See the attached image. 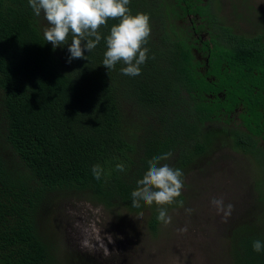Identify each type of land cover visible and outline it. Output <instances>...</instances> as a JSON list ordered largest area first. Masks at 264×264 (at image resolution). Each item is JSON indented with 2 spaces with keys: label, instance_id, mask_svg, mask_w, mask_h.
<instances>
[{
  "label": "trees",
  "instance_id": "1",
  "mask_svg": "<svg viewBox=\"0 0 264 264\" xmlns=\"http://www.w3.org/2000/svg\"><path fill=\"white\" fill-rule=\"evenodd\" d=\"M169 1L171 9L165 0H129L131 14H147L151 28L143 45L147 59L139 75L129 76L121 72L122 61L109 70L102 65L106 37L118 18L98 29L101 40L84 50L85 58L69 62L71 35L53 48L43 35V13L37 17L28 0H0V264H118L111 256H89L60 236L58 244L49 240L50 233H59L49 221L56 202L85 195L110 209L147 214V230L157 236L164 224L157 220L158 208L168 212L182 205L188 174L226 145L252 164L251 191L247 201L241 195L246 202L236 215L215 226L206 245L216 248L218 264H264V250L252 248L255 240L264 243V105L259 101L264 65L228 62L229 71L217 72L212 62H195L191 48L203 41L191 28L205 29L212 41L217 27L222 40H235L223 44L227 58L245 51L259 57L262 34L231 32L216 16L215 0ZM206 51L202 54L213 58V50ZM213 75L219 78L216 87ZM216 91L225 95H211ZM238 95L246 109L239 114L241 126L232 127L227 115ZM166 153L171 156L159 164L182 170L181 195L171 204L140 201L134 207L137 180L150 160ZM117 163L125 171H118ZM94 165L103 169L100 180L92 174Z\"/></svg>",
  "mask_w": 264,
  "mask_h": 264
},
{
  "label": "rangeland",
  "instance_id": "2",
  "mask_svg": "<svg viewBox=\"0 0 264 264\" xmlns=\"http://www.w3.org/2000/svg\"><path fill=\"white\" fill-rule=\"evenodd\" d=\"M239 1L215 0L216 4H220V8L215 9L216 16L219 13L229 26L242 33H248L252 28L256 31L264 29V0H248L250 6L240 5ZM172 4L165 0L169 9ZM233 4L237 6L233 7ZM212 50L216 51L218 58L223 52H228L222 42L218 47L214 45ZM215 64L218 62H212V68ZM223 155H226L225 159ZM251 167L252 164L243 155L235 154L228 145L214 149L199 169L195 168L188 174L185 180L188 188L184 191L186 198L182 205L168 210L171 223L161 224L159 233L153 237L147 230V214L123 208L110 209L93 203L85 195L59 199L49 216V221L59 233H50L49 240L58 244L60 236L67 245L103 259L107 256L97 244L98 230L100 237L105 234L112 236L114 243H108L106 236L103 243L110 253L115 252L108 256L120 259L118 264H218L216 248L206 243L213 239L215 226L236 215L237 209L247 201L246 193L251 191ZM253 179L257 181L255 177ZM241 195L246 201L241 200ZM214 197L223 198L225 206H233L230 216L225 218L222 212H217L211 203ZM188 209L191 211H186ZM85 241L96 245L95 249L90 251L85 248ZM211 255L214 260L210 259Z\"/></svg>",
  "mask_w": 264,
  "mask_h": 264
},
{
  "label": "clouds",
  "instance_id": "3",
  "mask_svg": "<svg viewBox=\"0 0 264 264\" xmlns=\"http://www.w3.org/2000/svg\"><path fill=\"white\" fill-rule=\"evenodd\" d=\"M34 14L39 17L43 13L47 26L43 29V35L47 42L55 48L64 45L71 35V43L68 47L71 59L85 58L87 52L93 50L101 40L98 29L105 25L108 19H119V23L110 28L106 37V51L102 65L107 70L113 69L118 62H123L126 67L121 68L124 75L136 76L140 74V65L147 59L148 49L143 47L147 43L151 33L149 16L137 12L131 14L127 7L129 0H28ZM171 153L154 157L148 162V170L143 177L137 180V188L132 191V205L140 207V201L151 206L167 205L174 202L181 195L183 187L182 170L172 168L168 164H159L162 159H167ZM116 169L125 171L123 163H117ZM95 179L100 180L103 169L100 165H94L91 169ZM182 203V202H181ZM217 212H222L224 217L231 215L233 206L224 205L223 198L211 200ZM157 220L171 223V217L163 207L158 208ZM186 211H191L190 209ZM187 229H181L186 231ZM108 243H114L110 234H105ZM104 237H100L97 230L96 241L101 246L105 256L110 251L103 243ZM85 248L95 249L90 241H85ZM253 251L259 253L264 250V243L260 240L253 241Z\"/></svg>",
  "mask_w": 264,
  "mask_h": 264
},
{
  "label": "flooded vegetation",
  "instance_id": "4",
  "mask_svg": "<svg viewBox=\"0 0 264 264\" xmlns=\"http://www.w3.org/2000/svg\"><path fill=\"white\" fill-rule=\"evenodd\" d=\"M200 22H201L200 24L204 23V21H200ZM214 28H215V30H213L214 35H212L213 43H212V41H210L211 36L208 34V32L205 29L203 30V28H201L200 31L196 32V31H194L196 29L195 26H193L191 28V32L195 36V38H197V37L200 38L201 37V40L203 41V44L200 43V42L199 43L195 42V44H197V49L198 50L195 49L194 47L191 48L192 52L195 54V56L197 58L195 60V62H205V63H207V62H219L220 63L219 65L215 64V68H216L217 72L218 71L219 72L229 71L230 69L228 68V65H229L228 62H248V63L249 62H262V65H264V29H260L259 31H256V30H253V28H252V29H250L248 31V33H243L245 35H256L258 33L262 34V36L259 38V42H258L259 43L258 44V48L260 49L259 57H258L257 53L254 52V51H250L252 53L250 55L248 54V52L246 53V51H245L243 54H241L239 56L236 55L234 57L231 56V57L227 58L225 55H222L220 58H218L216 51H212L213 58H211L209 60L208 59L209 53H207L206 55L202 54L203 51H206L207 47L210 50V49H212V47L214 45H217V47H218L220 42H222L224 45H232V44L235 43V40H232L231 38H228V39L232 40L230 42H227L225 39L222 40V38L224 36H222L221 33H219V29L217 27H214ZM230 30L233 31V32H236V33H242L238 29H236L235 27H231ZM204 46H205V48H204ZM201 48H203L202 52H201ZM215 68H212V69H215ZM254 73L256 74V71H254ZM216 75L212 76V80H214L213 81L214 87H216L218 85V81H219V78L215 79ZM262 82H264V79L262 80ZM239 84H240V89H244V90H246L248 92V90L245 88L243 82H239ZM252 90H253V93L257 92L256 89L252 88ZM214 94L220 95V96H224L225 95V91H216L215 93H213L211 95H214ZM240 95H242V94H240ZM243 95H244V97H247V95H245L244 93H243ZM255 95H253V96H255ZM244 97H241L239 95L237 96V98H236V103L238 102L236 104L237 106L234 107L229 112V114L227 115V118H229V124H232V127L241 126V119L239 118V114L241 113L242 109L245 110L246 108L243 105L244 103L241 102L239 99L240 98H244ZM259 97H260V99H259L260 103L262 105H264V93L259 95ZM233 116L235 118L234 121L232 120ZM222 119H224V118L222 117Z\"/></svg>",
  "mask_w": 264,
  "mask_h": 264
}]
</instances>
